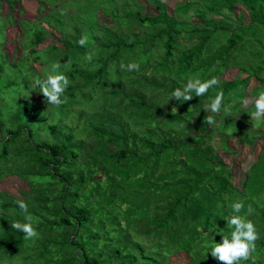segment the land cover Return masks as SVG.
Masks as SVG:
<instances>
[{"label": "trees", "instance_id": "1", "mask_svg": "<svg viewBox=\"0 0 264 264\" xmlns=\"http://www.w3.org/2000/svg\"><path fill=\"white\" fill-rule=\"evenodd\" d=\"M22 1L0 0V182L16 176L29 189L0 190V264H171L179 253L225 264L203 242L230 233L223 216L238 200L259 232L241 264H264V118L252 124L264 92V0H181L172 14L146 0L153 16L137 0H34L35 18ZM9 25L21 29L11 56ZM54 30L63 48L40 49ZM132 61L138 71L121 67ZM54 63L70 80L60 105L35 86ZM196 76L220 83L169 100ZM218 90L231 111H204ZM233 140L262 143L240 188L221 156ZM19 199L36 237L12 227L27 222Z\"/></svg>", "mask_w": 264, "mask_h": 264}, {"label": "clouds", "instance_id": "2", "mask_svg": "<svg viewBox=\"0 0 264 264\" xmlns=\"http://www.w3.org/2000/svg\"><path fill=\"white\" fill-rule=\"evenodd\" d=\"M80 45L87 43V37H81L78 41ZM89 61L92 60V55L89 53L86 57ZM129 71L139 70L140 65L136 61H132L121 65ZM60 64L54 63L52 70L46 74V78H37L35 86L41 89L40 92L45 94L48 103L60 105L65 102L63 94L70 83L69 76L58 71ZM220 80L216 76L202 80L199 76L189 78L183 87L175 88L169 96V100L174 98L181 103L188 101L195 96H202L209 91L213 86L219 85ZM224 94L222 90H218L214 98L203 109L210 110L213 113L221 111L230 112V105H225ZM243 104L249 103L248 97H242ZM255 111L252 113L257 118H264V92H260L254 100ZM209 123H214L212 117L209 118ZM19 208L25 214V221L19 220L12 223V227L23 232L25 239L33 238L38 235L37 229L31 222V217L28 215V204L25 200L17 201ZM245 207L243 201H235L231 205L232 214L223 216L227 220V225L230 227V233H222V242H217L214 236L210 233H205V236H211V241L205 239L203 247L210 251L212 257L225 262V264H241L242 260H248L252 252L256 248V241L259 238V232L256 224L247 218V215H240L241 210ZM215 233V232H211ZM221 233V232H219ZM214 241V242H212Z\"/></svg>", "mask_w": 264, "mask_h": 264}, {"label": "rangeland", "instance_id": "3", "mask_svg": "<svg viewBox=\"0 0 264 264\" xmlns=\"http://www.w3.org/2000/svg\"><path fill=\"white\" fill-rule=\"evenodd\" d=\"M139 3H142L145 5V12L148 15H155L156 10L147 3L146 0H137ZM166 2L167 11L169 14L173 13L174 7L177 2H180L181 0H164ZM22 6L25 11V16L33 17L35 18L38 10V4L34 0H23ZM46 12V11H44ZM241 14L243 16V21L248 22V14L246 13L245 9L242 7H239L238 10L234 11L233 14ZM101 18V21L105 24L110 23V19L107 17H103L99 15ZM18 17V15L16 16ZM195 22H197V19H194ZM46 26V25H44ZM21 38V29L18 25H9L7 27L6 33H5V41L2 43L3 48L9 53L11 56L14 51V44L12 42L19 41ZM60 35L57 31H51V34L46 37V39L41 43L40 49L47 48L48 46H58L59 48H63V45L59 41ZM35 68L38 71H41L42 66L39 64L34 65ZM237 75V70H230L228 72H225L223 74V78L227 80H233L235 76ZM258 85V82L255 79H252L251 85L254 86ZM250 88V87H249ZM249 103L245 104V106L251 105L252 103V97H248ZM263 118H257L254 116V122L252 123L254 126L260 125V120ZM255 145L253 147L245 146L240 144L237 140H233L230 142L229 146L231 147V152L228 153H222L221 156L223 160L225 161L226 165L230 168L232 172V176L234 178V185L236 187H241L242 182L244 181L245 173L248 170V168L251 166V164L257 159L260 153V146ZM28 185H26L24 182L20 181L16 176H9L2 180L0 182V190H6L9 193L13 195H18L19 191H28ZM171 264H188V258L186 257L185 253H179L177 255H174L170 258Z\"/></svg>", "mask_w": 264, "mask_h": 264}]
</instances>
